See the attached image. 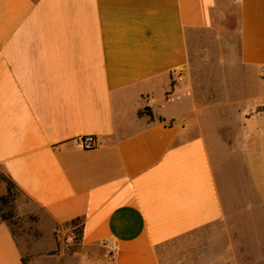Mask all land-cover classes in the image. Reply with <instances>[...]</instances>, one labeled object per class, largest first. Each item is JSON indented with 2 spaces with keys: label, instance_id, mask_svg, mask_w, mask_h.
<instances>
[{
  "label": "crops",
  "instance_id": "obj_1",
  "mask_svg": "<svg viewBox=\"0 0 264 264\" xmlns=\"http://www.w3.org/2000/svg\"><path fill=\"white\" fill-rule=\"evenodd\" d=\"M235 3L238 55L203 95L191 35ZM262 108L264 0H0V169L42 230L82 221L66 264H163L185 234L227 239L204 264H264ZM0 264H27L1 219Z\"/></svg>",
  "mask_w": 264,
  "mask_h": 264
},
{
  "label": "rangeland",
  "instance_id": "obj_2",
  "mask_svg": "<svg viewBox=\"0 0 264 264\" xmlns=\"http://www.w3.org/2000/svg\"><path fill=\"white\" fill-rule=\"evenodd\" d=\"M227 9L226 11L225 8L222 15H219V11L215 13L212 27L195 31L190 38L192 58L188 72L192 75L194 88L203 95L217 93L215 76L206 78V75H203L206 71L205 67H224V73H226L227 66L231 64L230 62L239 52L238 6L235 3ZM209 56L217 57L222 62L206 63L207 58L205 57ZM210 70L216 71L213 68ZM4 176L7 177L0 169V180L6 183L3 179ZM20 195L21 192H18L17 198ZM4 210L6 212L13 211L14 215L10 219L11 227L19 241L27 264H66L79 252L80 224L68 223L64 226H58L54 234H49L39 226L38 216L21 213L16 201L14 205H4ZM217 235L222 236L219 240L222 247L223 244L227 243L223 234H185L169 242L161 249L163 264H204L205 257L215 253V246L220 247L216 245L215 237ZM239 250L241 261L244 264H263L261 263L263 255H249L245 245L240 246ZM259 251L262 250L258 249V253Z\"/></svg>",
  "mask_w": 264,
  "mask_h": 264
},
{
  "label": "trees",
  "instance_id": "obj_3",
  "mask_svg": "<svg viewBox=\"0 0 264 264\" xmlns=\"http://www.w3.org/2000/svg\"><path fill=\"white\" fill-rule=\"evenodd\" d=\"M4 177L3 179L6 181V191L0 194V219L3 221H6L11 226L10 219L14 215L13 211L11 210V211L6 212L4 210V205H8V204L14 205L17 199L18 192L20 191L15 185V183L10 178L8 177L4 178ZM70 223L81 225L82 221L79 218H76V219H73ZM12 232H13V229H12ZM80 232H81V228H80Z\"/></svg>",
  "mask_w": 264,
  "mask_h": 264
},
{
  "label": "built area",
  "instance_id": "obj_4",
  "mask_svg": "<svg viewBox=\"0 0 264 264\" xmlns=\"http://www.w3.org/2000/svg\"><path fill=\"white\" fill-rule=\"evenodd\" d=\"M262 112H264V108L261 109ZM75 143L82 147V148H92L97 145V139L94 134H86L79 136L75 139ZM104 244L109 246V255L115 256V254L118 252L119 247L117 244L113 243L111 240L106 239L104 240Z\"/></svg>",
  "mask_w": 264,
  "mask_h": 264
}]
</instances>
